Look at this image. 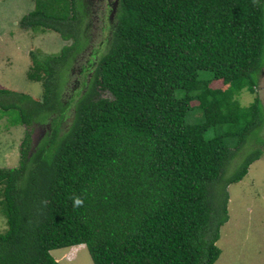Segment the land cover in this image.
I'll return each instance as SVG.
<instances>
[{
    "label": "trees",
    "instance_id": "obj_1",
    "mask_svg": "<svg viewBox=\"0 0 264 264\" xmlns=\"http://www.w3.org/2000/svg\"><path fill=\"white\" fill-rule=\"evenodd\" d=\"M35 2L21 27L73 43L34 54L28 78L42 100L0 86V109L18 110L28 130L19 167L0 168V264H59L51 252L79 245L94 264H216L227 188L263 155L260 141L226 177L264 129V0H118L106 50L70 101L55 75L89 43L92 8ZM243 91L256 95L248 107ZM35 125L46 129L33 146Z\"/></svg>",
    "mask_w": 264,
    "mask_h": 264
},
{
    "label": "rangeland",
    "instance_id": "obj_2",
    "mask_svg": "<svg viewBox=\"0 0 264 264\" xmlns=\"http://www.w3.org/2000/svg\"><path fill=\"white\" fill-rule=\"evenodd\" d=\"M97 1L100 4L93 6L94 0H87L93 12L83 26L87 28L89 43L75 61L73 59L71 63L65 64L59 69L60 73L55 75V86L62 89L65 101L74 99L83 90L84 81L91 73L94 63L106 50L103 42L110 36L114 26V20L109 19L106 12L105 0ZM35 7V0H0V86L31 95L40 101L45 92L43 84L28 78V73L33 68L34 54L43 60L58 56L73 40L65 41L60 34L48 29H23L20 25L22 18L34 11ZM80 13L84 16V6H80ZM211 85L214 88H225L221 81ZM256 90L264 105V74L261 75ZM255 97V94L243 91L238 95V102L241 106L248 107ZM18 118V110L7 112L0 109V168H17L20 165V149L28 130L25 126L15 125ZM45 129L46 127L38 125L33 127V146L44 137ZM226 129L227 127L224 128ZM260 141L264 143V129L258 134L254 132L248 138L236 159L231 162L226 177L234 173L245 158L260 147L257 145ZM261 149L262 157L250 166L247 176L227 188L230 221L221 230L217 246L222 251V259L216 264H264V145ZM221 200L222 195L217 197L219 207ZM7 227V220L0 207V233L5 232ZM51 255L59 264H94L86 246L55 250Z\"/></svg>",
    "mask_w": 264,
    "mask_h": 264
},
{
    "label": "flooded vegetation",
    "instance_id": "obj_3",
    "mask_svg": "<svg viewBox=\"0 0 264 264\" xmlns=\"http://www.w3.org/2000/svg\"><path fill=\"white\" fill-rule=\"evenodd\" d=\"M117 2H118V0H113V3H111V0H105L106 8H107L106 9V12H108L107 14H109V19H112L113 20L115 18L114 17V13H115V10H116ZM96 4H100V2L97 1V0H94L93 6H95ZM109 5L110 6L112 5V6L110 8H108ZM262 74H264V73H262Z\"/></svg>",
    "mask_w": 264,
    "mask_h": 264
},
{
    "label": "clouds",
    "instance_id": "obj_4",
    "mask_svg": "<svg viewBox=\"0 0 264 264\" xmlns=\"http://www.w3.org/2000/svg\"><path fill=\"white\" fill-rule=\"evenodd\" d=\"M256 2H257V0H254V3H256ZM83 204H84V201L80 197H74L73 198V207L74 208H79V207L83 206ZM70 248H72V247H70Z\"/></svg>",
    "mask_w": 264,
    "mask_h": 264
},
{
    "label": "crops",
    "instance_id": "obj_5",
    "mask_svg": "<svg viewBox=\"0 0 264 264\" xmlns=\"http://www.w3.org/2000/svg\"><path fill=\"white\" fill-rule=\"evenodd\" d=\"M229 221H230V219H229ZM223 227H224V226H223ZM223 227H222V228H223ZM220 239H221V238H220ZM219 241H220V240H219ZM219 241H218V242H219ZM80 246H85V245H80ZM80 246H76V247L74 246V247H72V248H77V247H80ZM220 257H221V258H219V259L221 260V259H222V256H220ZM218 261H219V260H218ZM218 261H217V262H218Z\"/></svg>",
    "mask_w": 264,
    "mask_h": 264
}]
</instances>
